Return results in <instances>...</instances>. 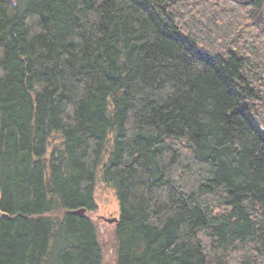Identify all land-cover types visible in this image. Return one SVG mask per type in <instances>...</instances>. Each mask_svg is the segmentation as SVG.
Returning <instances> with one entry per match:
<instances>
[{
	"label": "trees",
	"instance_id": "trees-1",
	"mask_svg": "<svg viewBox=\"0 0 264 264\" xmlns=\"http://www.w3.org/2000/svg\"><path fill=\"white\" fill-rule=\"evenodd\" d=\"M98 183L112 264H264V0H0V264H103Z\"/></svg>",
	"mask_w": 264,
	"mask_h": 264
},
{
	"label": "rangeland",
	"instance_id": "rangeland-1",
	"mask_svg": "<svg viewBox=\"0 0 264 264\" xmlns=\"http://www.w3.org/2000/svg\"><path fill=\"white\" fill-rule=\"evenodd\" d=\"M16 2L17 0H12ZM96 210L90 215L96 220L98 230L101 232V242L105 245L104 261L103 264H112V254L109 249V236L108 230L110 224L104 222L101 217L106 218H118V202L115 193L109 187L104 186L102 183H98L94 193ZM107 224V225H105ZM107 241V243H106Z\"/></svg>",
	"mask_w": 264,
	"mask_h": 264
},
{
	"label": "water",
	"instance_id": "water-1",
	"mask_svg": "<svg viewBox=\"0 0 264 264\" xmlns=\"http://www.w3.org/2000/svg\"><path fill=\"white\" fill-rule=\"evenodd\" d=\"M75 212H76L77 214H79V215H83L84 212H85V208L77 209V210H75ZM101 219H102L104 222L108 223V224H112V223H115V222L118 221V218H115V217H113V218L101 217Z\"/></svg>",
	"mask_w": 264,
	"mask_h": 264
}]
</instances>
